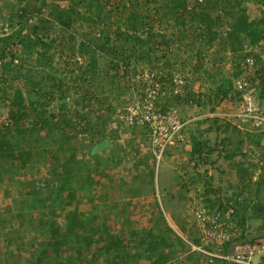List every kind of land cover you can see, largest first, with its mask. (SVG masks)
I'll return each mask as SVG.
<instances>
[{
	"label": "trees",
	"instance_id": "1",
	"mask_svg": "<svg viewBox=\"0 0 264 264\" xmlns=\"http://www.w3.org/2000/svg\"><path fill=\"white\" fill-rule=\"evenodd\" d=\"M66 1H69L71 6L69 9H62L61 4ZM112 1H115L118 6L106 11L105 9ZM126 1L19 0V9L16 11L20 19V30L14 36L2 39L6 46L14 41L21 43L24 46V58H21L20 63L17 64L10 60L4 67L8 82L6 88L5 85L2 88L0 99H4L0 102L4 103V100L10 98L8 113L12 124L10 126L0 124V183L10 172L30 165L35 155L33 150L35 147L29 146L28 143L32 140L31 136L41 130L43 122L48 124L57 122L55 130L56 132L63 131L65 142L76 140L80 134H89L91 140L99 139V147L106 146L113 136L110 133L114 128L108 126V121L122 106V101L112 104L106 97L107 95H103L104 104L100 107L97 100L101 95L97 92L101 90L103 94L108 92H104L106 87L103 85V80L106 79L111 84H116L114 85L116 88L112 90L118 92L117 97L127 95L131 88L129 76L136 70L133 67V61L150 59L152 53L157 51L160 45L168 48L174 40L182 44L187 31H193L194 38L190 45L192 50L196 48L199 61L194 68L196 76L193 83H188L187 86L190 87L196 81H201L198 75L206 74L216 87L205 94L206 99L202 95L192 98L193 93L190 90L191 97L180 100L167 98L165 103L161 100L160 105L164 108L193 103L207 106L221 102L232 91L233 80L247 70L246 58L253 55L256 59V66L251 78L256 88L258 103L262 106L264 102V57L262 56L264 54V15L252 20L249 11L243 7V2L246 0H147L157 3V6L155 12L148 9L146 13L135 8L137 2L129 0L131 5L127 6ZM256 2L264 7V0H256ZM81 5L86 8L85 14L78 9ZM43 7L50 10L40 15L38 20L30 22V15L42 12ZM53 17L54 19H51ZM171 19L180 28L179 32L171 35L158 29ZM77 22H85L91 26V31L81 39L80 44L73 31ZM58 30L61 33H58ZM144 34L148 36L144 38ZM216 44L220 52L227 54L230 52L232 55L215 57L212 61L213 68L210 70L205 67V61L209 50ZM257 48L259 51H255ZM65 49H75L82 57L88 55L87 63L84 67L79 65L80 71L78 73L74 71L76 77L73 79L57 76L51 77L44 83L50 69H63L60 70L61 74L66 70L67 67L61 68L63 65L61 59H58ZM250 49L254 51H249ZM98 52L110 57V67L106 70H102L99 66ZM34 56L35 64L30 66L32 64L30 59ZM164 63L165 67L173 66L169 59H166ZM230 63L234 64V70L228 77L223 73V66ZM3 79L0 77V81ZM125 79L126 83L119 82ZM17 81L23 82L26 91ZM89 84L96 91L90 89ZM34 96L35 100H32L31 97ZM55 96H60L61 99L71 98V96L77 100L79 98L76 104L86 109V113L77 112V116H72L73 110L65 109L64 115L57 121L58 118L51 116L52 114L46 109L49 101H52ZM104 106H106V112H102ZM84 115L87 116L85 117L86 123L82 124L79 118ZM231 121L233 120L229 123L226 121L222 126H225L226 130L232 128L233 131H239L238 126ZM73 123L77 124V130L76 133L71 134L68 131ZM122 125L124 124L118 122L116 127ZM132 129L137 130L138 127ZM143 131L146 132L147 128L144 127ZM204 132L205 130H200L198 133L190 132L191 159L194 162V169L210 162L211 154L216 152V149H212L209 140L204 137ZM48 138L50 137L44 138V141H48ZM246 138L252 139V142L260 146L264 152L263 132L247 133ZM240 143L245 142L241 140ZM113 151L116 154L117 151ZM43 152L45 148L39 153ZM98 153L96 152L95 155ZM86 155L87 153L79 154L77 147L72 144L63 163H55L50 168L53 177L47 181L48 183H35L30 194L25 198L22 212L25 214L31 212L34 205L30 203L33 204L32 201H34L35 208L40 213L38 229L48 237L46 241L39 243L42 249L35 255V261L32 263L29 261V264H130L133 260H142V257L148 259L150 264H173L174 250L171 251L172 254L164 253L161 249L162 240L166 235L168 237L174 233L181 245H186V243L168 224L161 208H159V218L156 219L159 223L157 229L149 230L143 239L141 237L143 234L132 225L122 222L123 230L115 231L109 218H102L99 208L95 203L93 204V197L96 196V182L89 176L90 170L86 168L88 162V155L87 158ZM234 156L235 154L229 155L231 158ZM105 158L99 157L98 160L101 162ZM261 160L264 162V153L261 154ZM115 163L118 164L119 161ZM250 164L258 166L262 175L258 174V179L253 180L254 171L250 173L248 167L238 168L241 179L245 177L244 185L241 186L242 199L231 200H234L233 205H236L238 210L236 217L242 227L241 238L264 230V164L260 165L256 158ZM147 174L149 183L153 187L152 195H155L156 169L151 167ZM202 178V175H197L192 183L201 182ZM255 182L259 184L257 189L253 188ZM206 187V192L213 191L210 181H206ZM133 194L139 196L144 194V191L136 188ZM90 201L93 204L91 208L82 211L80 204ZM156 202L159 207L158 198ZM219 203V207L223 208L224 201L220 200ZM217 205L213 204L214 207ZM63 214L67 219L65 226L59 220ZM252 220L257 221L254 228L250 225ZM33 221L37 220L33 217ZM162 221L165 225L160 228ZM130 240L134 243L133 253ZM195 242L200 243L197 239ZM141 246L143 249H139ZM90 249H92L91 253ZM189 254L188 258H193L194 264H202L199 253ZM213 264L229 263L227 260H218Z\"/></svg>",
	"mask_w": 264,
	"mask_h": 264
},
{
	"label": "rangeland",
	"instance_id": "2",
	"mask_svg": "<svg viewBox=\"0 0 264 264\" xmlns=\"http://www.w3.org/2000/svg\"><path fill=\"white\" fill-rule=\"evenodd\" d=\"M132 2L134 3L137 2L138 4L136 3L135 8L139 9L144 13H146L148 9L155 12L157 6V3L148 2L147 0H133ZM126 3L127 6L131 5L129 0H127ZM111 4L105 9L106 11L115 9L116 6H118L115 1H112ZM18 5H20L19 0H0V32L3 30L4 23H6L7 21L12 22L11 21L12 15H14L15 12H17L16 9H19ZM70 6L71 3L69 1H66L63 3L62 9H69ZM243 7L249 11L252 20L259 19L262 15H264V7H262L259 2H256V0L244 1ZM78 9L82 13L84 14L86 13V8L83 5L79 6ZM56 15H54V17H56ZM54 17L51 19H54ZM115 18L116 17H114V19ZM101 27H103V25ZM73 29H74L73 31L76 33L75 37L81 40L83 37L84 38L86 37V34L89 33V31H91V26H89L85 22H77ZM158 29L159 30L161 29L165 31V33L171 35L173 33H177L180 31L179 30L180 28L176 26L175 21L172 19L168 22H165L164 25H162ZM58 33H61V31L58 30ZM185 34H186V37L184 38L185 41L182 44L174 40V42H172L168 48L162 47L160 45L157 48V51L152 53V57L150 59L133 61L134 69L150 68V67L154 69L156 68L171 69V70L176 69L182 71L190 81V84H192L196 76L194 68L195 66L198 65L199 61L196 53V48L195 50H192L190 45L192 39L194 38L193 31H187ZM147 36H148L147 34L143 35L144 38ZM75 52H76L75 49L73 50L65 49L64 52L61 55H59V57L63 65L61 68L67 67L66 70L63 72V74H61L60 70L63 69H58V70L50 69L49 70L50 73H48V76L45 77L46 79H44L45 80L44 83L47 82L49 79H51V77H57V76L64 77L65 79L75 78L76 73L80 71L79 65H81V67H84V65L88 61L87 60L88 55L82 57L79 55L80 53L76 54ZM227 55L230 57L232 54L230 52L228 54L225 52H220L219 47L216 44L213 48L209 50V54L207 55L206 57L207 59L205 61V67L211 70L213 68L212 61L215 57L216 58L225 57ZM35 56L30 59L32 63L30 64V66L35 64L34 62ZM22 58H24L23 50H22ZM166 59H169L173 66L165 67L164 62H166ZM97 60L99 61V66L101 67L102 70H106L107 68L110 67V57L108 55H105L102 52H98ZM4 69L0 68V77L4 78L0 82H5L7 84L8 81H6ZM233 70H234V64L232 63L225 64L223 66V73L228 77L232 75L231 73L233 72ZM198 76L201 77L200 78L201 81L196 82L195 84L197 83L199 84L201 83L203 85L206 84V87L208 86V91L215 89L216 85L212 83V81L210 80V78H208V76H206V74H201ZM17 82L21 84L26 91V86L23 84V82L22 81L21 82L17 81ZM119 82L126 83V79L122 81L119 80ZM103 85H105L104 87H106V90H104V92L107 91L108 92L106 94H103L102 90L101 92H97L101 95L100 99L97 100V102L100 104V107L104 104L102 98L103 95H107L106 97H108L109 102H112V104H114V101L120 102L121 98L116 96L118 92L112 90L113 88H116V86H114L116 84H111L105 79L103 80ZM194 85L192 87H194ZM2 86L4 85L0 83V93ZM88 86L90 89L95 90L90 86V84ZM110 90L111 92H109ZM71 98L72 99H70L71 100L70 106L72 108L70 109L71 110L73 109L72 116H77L76 115L77 112L81 114L82 113L85 114L86 113L85 111L87 110L86 109L84 110L81 105L78 104L77 106L76 104V102L79 101V98L78 100L74 99V97L72 96ZM2 100L0 99V101ZM0 103H1L0 104V113H1L2 111H6L7 105H5V103L3 102ZM217 104L218 103H215L212 104L211 106ZM228 104L230 103H224L225 107H228L230 109L231 104L230 105ZM262 106L264 109V102ZM49 113L51 114L52 111ZM57 120L59 121V119ZM56 124L57 122H53L51 124H48L47 122H43V124L41 125V130L39 132L34 133L31 136L32 140H30L28 143L29 146L35 147L33 149L35 155L32 159V162H30V165L22 168L19 167L17 171L10 172L9 174L6 175L4 181L0 183V264H29V261L30 263H32V261H35V257H36L35 255L38 254L40 249H42V246L39 243L41 241H46L48 239L47 234H43L38 229L40 223L39 222L40 213L39 210L35 208L36 203L34 201H32L33 204L30 203L31 205H34V208L31 212L26 211L27 214L22 212L24 208L23 204L25 202V198L30 194L33 185H35V183L38 182L48 183L47 181L53 177L50 168H52L55 163L58 162L63 163V159L65 158V155L67 157V151L68 149L71 148L72 144H74L77 147L79 154L81 153H87V155L89 154L88 162L92 160L90 159V156H92L94 152L92 151L91 146L93 145L92 144L93 142L95 141L97 142L99 139L95 138L94 140H91L89 134L88 135L82 134L78 136L76 140H73L71 142H65L63 139L64 136L63 131L56 132L55 130L57 127ZM188 126H190L191 129L190 131L188 129L186 130L187 134L188 132L190 133L193 130L191 124H188ZM136 131L140 132L141 129H137ZM68 132H70L71 134L76 133L73 130L72 131L69 130ZM244 132H247V130L242 129L241 132L230 130L228 133L225 134V137H228V139L230 140V142L233 144L234 147L239 146V142L241 140L244 141L245 143L242 147L245 150L247 149L248 150L247 152H251L252 155H255V157L258 158L257 151L254 150V147L257 149V147L260 146L255 145L252 142V139L248 140L246 138L247 133H250L249 131L247 133ZM48 134L50 136H48ZM46 137H50L48 138V141H44V138L46 139ZM14 140H16V138ZM247 142H249L250 144H246ZM251 143H253L252 146ZM186 144L188 143L187 142L182 143V145L176 148H168L164 153V155L160 158L159 164H158L159 159L155 158V154L153 152L152 144L149 138L147 139V141L144 143L143 146L139 145L137 147V149H140L137 150V152H135L133 148L130 150L127 149L126 152L121 153L123 155H127L126 156L127 159L125 158L126 160L124 162L125 165L121 167L120 166L116 167L115 169L109 168L108 171L109 173L114 175L115 179H120V181H123V184H121L120 187L121 182L116 181L111 186V188H107V190L109 191V196L107 199L99 198V200H97L95 199V197H93L94 198L93 204L95 203L99 208L102 218L103 219L109 218L110 223L115 231L117 230L122 231L123 230L122 222L127 223L130 226L132 225L133 228L140 231L143 234L141 235L143 239V237H146L147 235L146 233L149 230L157 228L159 223H157L156 219L159 218L158 217L159 213H157V210L154 211L155 208H153L152 205L154 204V201H156L155 200L156 198H158L159 200L160 198L145 194H144L145 196L141 194L139 196H133V198L129 197L134 182H135L134 187L138 188L137 187L139 185L138 182L139 183L141 182V177L144 176L143 174L145 173L147 174V172H149L150 166L154 167L156 171L158 170L160 174L159 186H160V191L162 193L163 202L165 206L167 205L165 216L167 218V221H169V224L170 225L172 223L174 224L173 216L172 214H170V212L171 213L173 212V214L175 213L174 214L175 218H177L178 216L185 225L186 224L191 225L192 223L191 221L193 217L191 215L190 206H189L190 199L188 200V198L184 194H181L183 193V191H181L180 186L182 185L181 180L183 175H187L186 172H189L188 174L189 177H196L197 174L195 172L196 170H194V166H192L190 157L188 160L185 158L189 154L188 150L185 148ZM24 145L27 144L24 143ZM132 145L133 143H130L131 147ZM44 148H45V152L40 154L39 152H41ZM113 148L114 147H112V149ZM243 155H245V153ZM230 160H232V158L226 157V151L221 153V156L218 159H214V160L212 159L211 166L215 169L217 177L219 176L232 177L231 174L235 173L237 168L235 169L232 168V164ZM143 164L144 167H142ZM136 165H138L139 168H137ZM256 167H257L255 169L256 173L261 174L260 172L261 170L259 169V167L258 166ZM255 170H253L254 173ZM201 172L203 174V172L205 171H201ZM106 173L107 171L104 172L103 174ZM89 175H92L91 172H89ZM137 175L139 177L137 178L138 182L135 181L136 179L135 177ZM92 178H98V177L92 176ZM205 181H209V179ZM170 183L171 185H169ZM118 185L119 188L116 189L115 186ZM124 186L127 188L122 189V187ZM257 187L259 188V184L255 182L253 184V188L257 189ZM212 188L214 191H212L211 195L216 199L221 198L220 196L221 192L219 191L220 188H215V187ZM203 190L204 188L202 189V191ZM238 190H241V187ZM229 193L230 192H226V194ZM255 198H257V194H255ZM93 204H91V201L87 203H82L80 204L81 207L80 209L82 211H87L91 208V205ZM154 213L158 214L157 217L154 215ZM33 217L34 219L37 220L36 222L33 221ZM59 220L63 226L67 224V219L65 218L64 214L59 218ZM256 224L257 221L252 220L250 225H252L251 227L254 228L256 227ZM190 225L186 227V230L184 229L181 230L178 227L176 228L179 232L182 231V234L185 237L189 238V236L191 237L194 233V231L192 230L193 227ZM130 245H132L130 247L133 253L135 250L133 240H130ZM174 248L177 249L178 251L174 250L173 254L170 252V254L173 255L172 258L173 264H194L193 258L190 259L188 258L189 256H186V253L189 251V248L186 245H181L178 242V245ZM139 249H143L142 246ZM91 250L92 249L89 250L90 253ZM49 251L51 255L52 254L51 248ZM133 264H150V261L145 257L144 258L142 257V260L138 261L136 259V261Z\"/></svg>",
	"mask_w": 264,
	"mask_h": 264
},
{
	"label": "built area",
	"instance_id": "3",
	"mask_svg": "<svg viewBox=\"0 0 264 264\" xmlns=\"http://www.w3.org/2000/svg\"><path fill=\"white\" fill-rule=\"evenodd\" d=\"M48 10L50 9L43 7L42 12L30 15V22L38 20L40 15L47 13ZM20 26V22L16 21L12 25L7 21L3 31L0 32V68L4 69L10 60L15 64L21 61L24 46L17 43L5 46L1 41V38L13 34ZM251 50L254 51V49L249 51ZM262 56L264 57V54ZM255 66V57L248 56L245 60L247 70L233 80L232 91L222 100V103H230L233 109L223 112L222 116L235 121L242 129L264 133V109L258 103L256 88L251 78ZM129 77L131 78L132 74ZM134 79L130 82L131 88L128 96L125 97V103L112 115L110 125L116 126L121 122L130 128L138 127L143 130L146 127L154 153L160 159L168 148L187 141L188 123L183 119L178 106L164 108L160 102L163 100L165 103L167 98L178 100L185 98L188 95L189 81L182 71L162 68L138 69ZM203 97L206 99V96ZM105 109L106 106L102 112H106ZM85 117L87 116L79 118L82 124L86 123ZM0 124L4 126L12 124L8 111L0 113ZM258 161L260 165L264 164L261 157ZM241 199L242 196L239 200ZM213 204L214 202L209 200L204 192L196 193L191 206L193 220L190 225L194 233L189 238L181 234L189 248L188 253H199L202 264H213L218 260L229 261L228 247L238 241L242 235V227L236 217L238 210L236 205H233V201H224L223 208L219 207L220 203L217 207ZM195 239L200 243H196ZM232 261L234 264H264V237L237 246Z\"/></svg>",
	"mask_w": 264,
	"mask_h": 264
},
{
	"label": "crops",
	"instance_id": "4",
	"mask_svg": "<svg viewBox=\"0 0 264 264\" xmlns=\"http://www.w3.org/2000/svg\"><path fill=\"white\" fill-rule=\"evenodd\" d=\"M58 59H60V57ZM199 89H200V91H199ZM202 89H203V86L200 85V87H199V85L196 84L192 89L193 90L192 93L195 96H197L201 92ZM127 96H128V94L123 96V97H120L121 98L120 102L122 101V103H121L122 106L125 103V97H127ZM189 96H191V95L189 94ZM31 99L35 100V96L31 97ZM70 101H71L70 97H67L66 99H61L60 96H55V98H53L52 101H49L47 109L49 112L52 111L51 116L59 119V117H62V115H64L65 109L72 108L70 106ZM211 105L212 104L207 105V106H200L198 108L195 106L188 105V106H184L182 109L184 119L186 121H188L189 124H191V126L193 128L192 132L198 133L200 130H202V131L205 130L204 137L207 138V140H209V143L212 146V149H216V152L211 154L210 162L200 165L198 169H196V168L194 169V170H196L195 172L197 173V175L201 174L203 176L201 182L192 183V180L195 177H189V175H188L189 172H186L187 175H183V177H182V180H181L182 185L180 186V188H181V191H183V193H181V194H184L188 198V200L190 199L189 200L190 211H191V206H193L192 203H193V199L195 198V194L202 191L203 188H204V190L202 192H204L209 197V200L212 198V195H211L212 191L206 192L207 187L204 186V184L206 182L205 180L209 179L212 187L220 188L219 191L221 192V194H220L221 198H217L215 200H212L215 204H219L220 200H223V201H231L232 199L238 200L241 197V192H242V190H238V189L242 186L243 181L245 179V177H244V179L243 178L241 179L240 173L238 172V170H239L238 168L248 167L250 173L254 169L257 168L256 165L250 164L251 162H253V160H255V158H256L255 155H252L251 152H247L248 150L247 149L245 150L242 147L244 144H241L239 142V146L234 147L233 144L228 139V137H225V134L228 133L230 130H233V129L226 130L224 128V126H222V124H225L226 121L228 123L230 122L227 118H224L222 116V113L226 112V111H231L233 109V106L231 105V107L229 109L228 107H225L224 104L214 105V106H211ZM228 105H230V104H228ZM188 110H190V111H188ZM105 115H103V117ZM231 122L233 124L237 125V123L235 121H231ZM108 123H109L108 126L114 127L113 131H111V133H110L113 136H112L111 140H109L106 143L107 145L104 147H99V145H100L99 141H97V142L95 141L92 143L93 145L91 146V148H92V151L94 152L93 153L94 155L90 156V159H92V160L87 162V167H86L87 169L90 170V172L92 174V175H89L91 178H92V176L98 177V178H94L95 182H96V184H95V193H96L95 199H97V200H99L100 197H103V199H107L109 196V191L107 190V188H111V186L114 184V182L120 181V179H115L114 175L109 173L108 169L109 168L115 169L116 167H119V166L121 167V166L125 165L124 162L127 159V157H126L127 155H123L121 153L126 152L127 149L130 150L133 148H134L133 150L135 152H137V150H140V149H137V147L139 145L143 146L144 143L148 139L146 132H144L143 130L138 132V131L133 130L132 128L127 127L125 125H122L120 127L117 126L118 127L117 128L116 126H111L110 121H108ZM98 126H99V124H98ZM238 128L240 129L239 132H241L242 128L240 126H238ZM187 129L190 131V129H191L190 126H188ZM244 133H247V132H244ZM190 136L191 135L188 132V142H187L188 144H186V146H185V148L189 152V154L187 155L188 158L185 157L187 160L189 159V157L191 159V152H192V142L190 140ZM130 143H133L132 147L130 146ZM246 144H250V143L247 142ZM252 145H253V143H251V146ZM112 147H114V148L112 149ZM119 147H121V149H119ZM135 147H136V149H135ZM257 148H260V147H257ZM117 149H119L120 151H117L115 154V152L113 150H117ZM224 151H226V157H229L230 154H235L234 158H232V160H230V162L232 164V168H234V169L237 168L235 173L231 174L232 177L231 176H229V177L228 176L217 177L215 169L211 166L212 159L213 160L218 159L221 156V153H223ZM96 152H99L98 155H95ZM244 153H245V155H243ZM112 155H113L114 159H113ZM88 156H89V154H88ZM103 156H105L106 158ZM224 156H225V154H224ZM99 157L105 158V160L102 159V161L100 162V160H98ZM86 158H87V155H86ZM117 160L119 161L118 164L115 163ZM159 162L160 161H158V164H159ZM191 163H192V166H194V164H193L194 162L192 159H191ZM136 166H137V168H139L138 165H136ZM142 167H144V164L142 165ZM150 167H149V170H150ZM106 171H107V173L103 174ZM201 171H205L206 174H208V175H206L205 172H203V174H202ZM142 172H144V171H142ZM143 175H141L143 177H141L140 183L137 181V178H139V177H135L136 178L135 181L138 182V184H139L138 186L136 184V186L140 189H143L145 195L151 196L152 195L151 191H152L153 187L149 183V177L147 176L148 174L145 173ZM252 177H253V180H257L258 179V173L253 172ZM120 182H121L120 183V187H121V184H123V181H120ZM212 183H213V185H212ZM159 185H160V174H159V171L157 170L156 171V183L154 186L156 189V194L152 195V196L153 197H155V196L159 197L161 201L158 199V202L160 203L159 207L157 206L156 201H154V204L152 205V207L155 208L154 211L157 210V213H159V208H161V210L164 212V215H165L167 205L165 206V204L163 202L162 193L160 191ZM169 185H171V183ZM134 186H135V182H134L133 188H131V192L129 194V197H131V198H133V196H136L135 194H133V191L136 189V187H134ZM115 187H116V189H118L119 185L115 186ZM123 188H127V187L124 186V187H122V189ZM222 191H223V193H222ZM226 192H230V193L226 194ZM105 202H107V201H105ZM146 209H147V207H146ZM168 210H169V208H168ZM157 213H154V215L156 217L158 215ZM170 214H172V216H173L174 224L172 223L170 225L169 221H167V222L173 228V230L182 238V236H181L182 231L179 232L176 227H178L181 230H183V229L186 230V227L189 226L190 224L185 225L180 220V218L178 216H177V218L174 217L175 213L173 214V212L172 213L170 212ZM191 215H192V211H191ZM160 224H161L160 228L165 225L164 221H162ZM177 239L178 238L176 237V235L174 233L173 234L171 233L170 235H168V237L166 235L165 239H163L161 242L162 251L164 253H170L173 250L178 251L177 249L174 248L178 245ZM189 255L190 254L187 252L186 256H189ZM134 262L135 261L133 260L132 262H130V264H133Z\"/></svg>",
	"mask_w": 264,
	"mask_h": 264
},
{
	"label": "clouds",
	"instance_id": "5",
	"mask_svg": "<svg viewBox=\"0 0 264 264\" xmlns=\"http://www.w3.org/2000/svg\"><path fill=\"white\" fill-rule=\"evenodd\" d=\"M62 5V7H63V3L61 4ZM18 13L17 12H15V16L14 15H12V19H11V24L13 25V23H15L16 21L19 23L20 22V19H19V16L17 15ZM5 24V23H4ZM4 28V27H3ZM20 30V28L16 31V32H14L13 34H11V35H9V36H6V37H3V38H8V37H10V36H14L15 34H17V32ZM3 31V30H2ZM1 31V32H2ZM3 38H1V41L3 42ZM14 44H20V45H22L21 43H19V42H13ZM3 44H4V42H3ZM12 44V43H11ZM10 44V45H11ZM5 45V44H4ZM6 46V45H5ZM9 46V45H8ZM76 54H78V52L76 51L75 52ZM78 60V59H77ZM151 68V67H150ZM138 69H142V68H138ZM138 69H136V70H134L133 72H131V74H132V77L130 78V80H135L134 78H135V76H136V73H137V70ZM131 74H130V76H131ZM189 81V80H188ZM196 82H199V81H196ZM195 82V83H196ZM2 85H5V88H6V83L5 82H0ZM189 83H190V81H189ZM194 83V84H195ZM193 84V85H194ZM193 85H191L190 87H188L187 86V93H188V95L186 96V97H191L192 95V97H195V98H198V95H202V96H205V94L206 93H209L210 91H208V86L206 87V84L205 85H203V84H199V83H197V85H199V87H200V85L201 86H203V89L201 90V92L197 95V96H195L194 94H192L191 96H189V91L191 90V92L193 91L192 89H193ZM196 85V84H195ZM194 85V86H195ZM4 86H2L1 88H3ZM199 91H200V89H199ZM1 93H2V89H1ZM185 97V98H186ZM10 98L8 97V99L7 100H5V105H7V109H6V111H8V109H9V104H10V100H9ZM69 99V98H68ZM71 99V98H70ZM183 99V98H182ZM225 103H228V102H225ZM219 105H221V104H224V102L222 103V101L221 102H219L218 103ZM217 104V105H218ZM190 105V104H189ZM174 106H178L179 108H180V110H181V112H182V115H183V107L184 106H188V105H185V104H181V105H174ZM190 106H195V107H200L201 105L198 103V104H192V105H190ZM263 107V106H262ZM2 112H5V111H2ZM225 118V117H224ZM183 119H184V117H183ZM185 120V119H184ZM230 121V120H229ZM188 124H189V122L187 123V127H188ZM71 129L74 131V132H76V130H77V124L75 125V123H73L72 124V127H71ZM71 129H69L70 131H72ZM244 130V129H243ZM247 132H248V130H247ZM249 132H251V131H249ZM146 134H147V132H146ZM80 135H82V134H80ZM186 135H187V141L186 142H188V134H187V131H186ZM147 136H148V134H147ZM148 138H149V136H148ZM180 145H182V144H179V145H176V146H171L170 148H176V147H179ZM153 148V147H152ZM254 150H256V148H254ZM257 154H258V158L256 159V161L257 160H259L260 159V157H261V152H263V150H261V147L260 148H257ZM259 151H261V152H259ZM153 152H154V150H153ZM166 152V151H165ZM264 153V152H263ZM155 154V153H154ZM164 155V154H163ZM155 157L157 158V159H159L158 157H157V155H155ZM159 161H160V159H159ZM260 169V168H259ZM205 184H206V182H205ZM204 184V186L206 187V185ZM212 198L215 200L216 198L215 197H213L212 196ZM212 199V200H213ZM227 202H230V201H227ZM255 233V232H254ZM250 235V234H249ZM183 239V238H182ZM240 239H242V238H240ZM239 239V240H240ZM228 263H229V261H228Z\"/></svg>",
	"mask_w": 264,
	"mask_h": 264
},
{
	"label": "water",
	"instance_id": "6",
	"mask_svg": "<svg viewBox=\"0 0 264 264\" xmlns=\"http://www.w3.org/2000/svg\"><path fill=\"white\" fill-rule=\"evenodd\" d=\"M81 40H79V44H80ZM264 237V230H261L259 232H255V233H252L250 235H247L246 237H243L242 239L236 241V242H233L229 245L228 247V250H227V253L230 257V260H229V264H234L233 261H232V257L236 251V247L239 246V245H242L244 244L245 242H248V241H253V240H256V239H260V238H263Z\"/></svg>",
	"mask_w": 264,
	"mask_h": 264
}]
</instances>
